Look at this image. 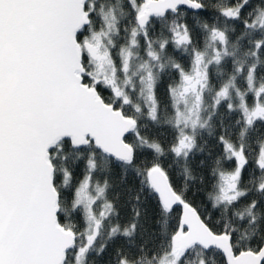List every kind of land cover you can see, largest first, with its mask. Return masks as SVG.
<instances>
[{
	"label": "snow or ice",
	"instance_id": "1",
	"mask_svg": "<svg viewBox=\"0 0 264 264\" xmlns=\"http://www.w3.org/2000/svg\"><path fill=\"white\" fill-rule=\"evenodd\" d=\"M0 264H264V0H0Z\"/></svg>",
	"mask_w": 264,
	"mask_h": 264
},
{
	"label": "trees",
	"instance_id": "2",
	"mask_svg": "<svg viewBox=\"0 0 264 264\" xmlns=\"http://www.w3.org/2000/svg\"><path fill=\"white\" fill-rule=\"evenodd\" d=\"M171 51V49H170ZM158 95L160 96L161 100H165L166 97H165V94H164V89L163 87H161ZM196 191L195 188L192 189V192H189V196L192 197L193 196V193ZM195 199L197 200V202H200V201H203L204 200V196L202 193H197L196 196H195ZM208 208L210 209V205H207Z\"/></svg>",
	"mask_w": 264,
	"mask_h": 264
}]
</instances>
